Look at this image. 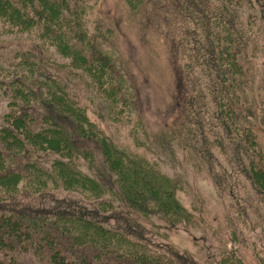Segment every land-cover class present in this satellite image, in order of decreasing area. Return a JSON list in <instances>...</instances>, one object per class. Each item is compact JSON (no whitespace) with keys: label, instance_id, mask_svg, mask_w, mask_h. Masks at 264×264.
<instances>
[{"label":"rangeland","instance_id":"obj_1","mask_svg":"<svg viewBox=\"0 0 264 264\" xmlns=\"http://www.w3.org/2000/svg\"><path fill=\"white\" fill-rule=\"evenodd\" d=\"M66 1L67 10L61 12L63 16L58 23L68 22L69 17L65 19V14L71 16L68 36L74 44L78 45L81 40L80 29L83 28L87 48L95 45L103 49L104 54L112 55L135 103L137 94L142 125L133 123V117H129L133 115L131 112L122 109L112 112L110 100L105 98L108 96L101 94L95 80L85 71L75 69L73 62H78L75 56H67L60 51L62 46L58 42L43 35L45 25L38 16L41 7L35 3L31 9L18 5L28 20L34 16L32 21L14 26L0 18V129L10 126L6 115L13 109L11 87L17 88L21 106L28 100L36 113L43 114L40 98L45 100L48 97L51 92L48 89H53L48 88L50 79H56L72 101L84 106L85 116L96 131L102 132L113 144L137 151L148 161L156 162L163 174L177 182L176 197L191 218L187 222L176 221L173 225L157 212L143 216L132 211L108 183L107 173L102 178L104 191L97 196L84 189L64 190L54 185L38 191L40 188L31 185L33 180H25L11 194L0 192V212L30 216L34 220L49 214L48 223L54 231L58 229L53 224L61 223V215L86 217L99 220L104 227L113 229L126 240H121L123 250L113 249L104 255L107 250L99 252L81 248L69 252V259L65 253L68 249L66 240H54L61 242L57 256L59 264H99L102 261L98 262L97 256L101 260L106 258L107 261L120 260L122 264H129L128 259L120 254L128 246L132 250L133 242L140 248L137 255L148 250L152 254L164 255L172 264H222L225 258L239 260L242 264H264L262 195L247 171L243 147L240 142L230 140L228 120L219 118L214 107L209 109L208 115L201 113L200 107H195L196 126L191 129L197 136L191 142L192 149L189 137L185 135L186 126L182 123L181 128L174 129L171 125L177 124L175 117L181 93L179 68L191 60L188 53L193 49L194 33H197L195 20L188 10V4L195 6L196 0H140L135 6L130 0ZM203 1L204 15L209 11L207 5L211 8L213 3ZM263 1L243 4L236 10L235 18L229 16L231 24L236 19L242 20L240 30L243 35L247 19L252 23V31L260 30L255 43H250V49L255 48L258 57L254 61L246 52L249 66L258 71V77L254 78H259L264 67ZM78 2L81 6L77 13L69 12L68 8L72 10ZM234 10L232 7L231 12ZM78 16H82L81 27L78 20L73 21ZM48 29L61 32L53 26ZM195 68L194 65L193 71L198 74ZM263 85L264 82L258 80L256 89L249 96L251 110L257 107L255 98L257 102L264 101ZM254 129L264 152V128L256 124ZM212 137L217 139L212 140ZM162 139L168 146L162 144ZM89 150L93 151L92 146ZM20 155L17 160L22 159V166L34 162L49 171L53 161L59 159L51 152L32 155L22 152ZM93 156L94 162L80 156L74 163L85 175L100 180L97 169H103V162L95 150ZM7 224L6 221L3 223L4 226ZM90 246L85 244V247ZM29 250L18 255L13 253L15 264H51L49 254L48 257L35 256L34 246L33 252ZM0 260L6 261L3 252H0Z\"/></svg>","mask_w":264,"mask_h":264},{"label":"trees","instance_id":"obj_2","mask_svg":"<svg viewBox=\"0 0 264 264\" xmlns=\"http://www.w3.org/2000/svg\"><path fill=\"white\" fill-rule=\"evenodd\" d=\"M139 1L130 0L134 6ZM225 1L227 2L211 0L213 4L211 8L207 5L209 11L204 15L203 0H196L195 6L192 3L188 4V10L192 19L195 20L199 38L194 30L193 49L188 53L191 60L186 61L184 65L179 64L181 93L175 117L177 124L171 125L174 129L181 128L182 123L186 126L185 135L189 137L190 149H192L191 142L197 136V133L191 129L196 126L195 107H200V111L204 115H208L209 109L214 107L219 118L228 120L226 124L230 130V140L240 142L243 147L247 156V171H249L252 182L260 191L264 205V152L258 144L254 129L256 124L264 128V101L257 102L255 98L257 104L255 110L249 108L250 102L248 101L252 90L256 89L257 81L264 82V67L260 71L259 78H254V76L258 77V71L256 67H250L249 60L246 59V52L254 61L258 57L255 48L253 47L254 50L250 49V43H255L260 30L252 31L250 29L252 23L247 19L243 35L240 30V21L242 22V20L236 19L233 21L234 24L229 22V16L235 18L238 7L243 4L248 5L251 1L256 0ZM35 3H39L41 7L38 16L45 25L46 31L42 32L43 35L49 40L52 39L53 42H58L62 46L60 51H63L67 56H75L78 60L77 63L73 62L75 69L85 71L92 77L91 79L95 80V83L101 88V94L104 97L105 94L108 96L105 98L110 100L109 107L112 112L117 109L131 112L133 115L129 117H133V123L137 126L142 125L143 120L139 112L137 94H134L137 102L135 103L126 89L124 75L122 76L119 67L111 58L112 55L110 56L108 52L104 54L103 49L101 50L95 45L92 48H87V43L84 42L85 31L83 28L80 29L81 40L78 45L74 44L68 36L71 33V16L65 14V19L69 17L68 22L60 21L61 24L58 23L59 18L63 16L61 12L67 10L65 8L68 3L66 0L64 3L62 0H0V18L14 26H20L25 21H32L34 16L28 20L18 5L28 6L31 9L35 7ZM80 6L78 2L72 10L68 8V11L76 14L77 8ZM232 7L235 9L233 12H231ZM75 20H78L77 24L81 27L82 16L75 17L73 21ZM48 26L50 29L52 26L56 27L61 32L50 31ZM210 46L211 48H209ZM72 50L77 51L73 52ZM194 65L198 74L193 71ZM50 81L51 86L48 88L53 89H48L51 92H48V97L45 100L40 98L39 105L42 106L43 114L36 113L34 106L28 100L24 101L21 106L18 102L20 98L17 88L15 86L10 88L13 109L6 115L10 126L0 129V192L11 194L17 189L19 183L33 180L31 185L40 188L38 191L46 189L49 185H54L64 190L81 191L84 189L85 192L89 191L92 192L91 195L97 196L104 191L102 178L104 173H107L108 183L115 188L121 202L132 211L143 216L157 212L173 222V225L176 221H189L190 214L176 197L177 182L163 174L156 162L148 161L137 151H130L113 144L102 132L96 131V128L85 116L84 106L72 101L56 79H50ZM262 88L264 89V85ZM119 104L122 107H119ZM224 120L221 121L225 122ZM207 134L212 136L211 133ZM170 135L172 136V134ZM216 139L217 137H212V140ZM175 140L177 141L178 138ZM162 144L168 146V143L163 139ZM208 145L214 146L213 143ZM91 146L93 151L89 150ZM222 146L224 145L222 144ZM94 150L103 162V169H97L100 180L85 175L78 169L77 163H74L79 160L80 156L94 162ZM22 152L30 155L51 152L58 155L59 159L53 161L50 171L34 162L22 166V159L17 160ZM198 163L201 165L200 162ZM48 215H40L34 220L30 216L0 212V252H3L6 257V261L0 260V264H15L13 253L18 255L28 249L32 251L33 246L35 256L48 257L49 254L50 263L59 264L57 256L59 254L58 246L61 245V242L54 241L57 239L66 240L68 249L67 252L63 251L68 259L71 252L81 248L99 252L107 250L103 253L104 255L112 252L113 249L123 250L124 246H122L121 240H126L113 229L104 227L99 220L61 215V220H59L61 223H52L58 229L54 231L48 223ZM5 221L8 222L7 226L3 225ZM31 243L32 247H30ZM85 244L91 245V248L85 247ZM137 245L136 242H133L132 250L128 246L120 254L128 259L129 264H172L164 255L152 254L148 250H142L137 255L140 249L136 247ZM71 257L73 258V256ZM97 257L98 262L102 261L99 264H122L120 260L107 261L106 258L101 260ZM222 264L242 263L233 258H225L222 260Z\"/></svg>","mask_w":264,"mask_h":264}]
</instances>
